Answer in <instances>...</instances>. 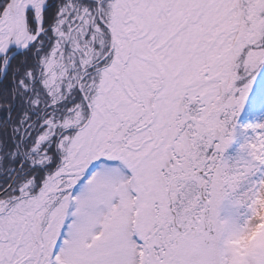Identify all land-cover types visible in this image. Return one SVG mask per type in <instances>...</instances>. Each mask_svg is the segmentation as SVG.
<instances>
[{
    "label": "snow or ice",
    "instance_id": "snow-or-ice-1",
    "mask_svg": "<svg viewBox=\"0 0 264 264\" xmlns=\"http://www.w3.org/2000/svg\"><path fill=\"white\" fill-rule=\"evenodd\" d=\"M0 264H264V0H0Z\"/></svg>",
    "mask_w": 264,
    "mask_h": 264
}]
</instances>
